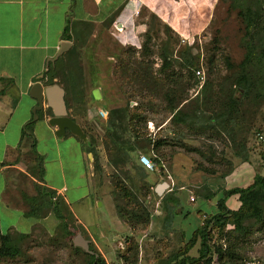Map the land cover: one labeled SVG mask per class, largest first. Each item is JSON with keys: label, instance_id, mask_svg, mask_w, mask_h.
I'll return each mask as SVG.
<instances>
[{"label": "rangeland", "instance_id": "rangeland-1", "mask_svg": "<svg viewBox=\"0 0 264 264\" xmlns=\"http://www.w3.org/2000/svg\"><path fill=\"white\" fill-rule=\"evenodd\" d=\"M260 1L264 9V0ZM229 3L227 0L217 2L209 12L207 27L198 35L188 37L175 34L155 16H145L142 10L135 11L133 27H124L120 33L108 29L106 23L74 22L68 32L69 48L47 68L42 78L44 87L56 84L63 89L65 108L70 110H66V113L73 117L85 134L87 149L94 150L99 169L95 171L92 165V184L111 197L112 181H123V172L128 173L129 181L124 183L125 186L130 190L129 183L135 185V189L130 191L152 218L146 227L135 226L133 230L123 222L136 245V264H156L158 260L177 253L188 242L195 227L200 225L202 216L217 211L216 204L221 195L216 197V194L223 193L226 187L228 190L233 183L241 182L237 181V177L243 170L261 174L260 153L264 151V141L258 140L257 136L264 140V100L258 105L244 103L239 108L238 116L242 120L237 118L240 124L234 128V134L227 124L225 129L215 126L211 130L206 129L204 124L207 117L220 110L218 98L222 97L225 87L241 70L239 64L245 53L242 43L247 38L240 18L245 4L241 0L236 1L234 6ZM131 30L132 34L129 33ZM163 57H166L165 65L161 60ZM196 71L200 72L201 80L195 75ZM206 83L211 85L210 90L215 97L212 98L211 107L202 99L206 93L203 90ZM5 86L0 84V88L4 89ZM92 89L100 94L101 100L96 102V97L92 96L89 104ZM5 98L10 97L5 95ZM100 107L106 111L104 119L94 114L96 108ZM45 109L41 111L48 116ZM118 110L125 112V118L115 131L119 133V141L125 144L123 147L131 151L127 153L124 164L113 167L109 160L115 159L114 147L106 132L108 120L119 125L116 116ZM180 112L186 116L193 112L196 115L182 123L171 122L172 116H179ZM130 117L133 121L129 123ZM39 128L36 129L35 150L42 153V165L49 169L56 165L49 157L52 144L43 139ZM157 141H161V144L153 150V143ZM63 144L58 145L61 148ZM238 147H244V150L239 153L241 149ZM140 154L154 159L152 170L142 171L145 175L142 178L132 169V165L137 166ZM243 158H246L245 162ZM90 159L92 161V156ZM71 160L62 154L63 170L69 167ZM28 162L26 156L19 159L16 165L19 171L8 173L7 191L18 197H5L4 200L23 211L27 209L26 201L38 195L37 185L23 176L27 172L33 176L30 170L32 165ZM223 180L224 188L221 187ZM162 183L168 189L160 196L156 195L154 189ZM203 184L211 186V191L215 193L205 204L196 197L203 193ZM242 185L246 186L247 181ZM167 193L178 204L168 203L175 206L176 215L171 228L164 230L161 228L163 212L160 199ZM189 198L193 201L190 202ZM7 211L5 213L0 207L1 234L6 231L12 234L13 230L19 233L30 231L18 243L19 257L2 260L0 264H83L80 253L72 250H82L73 244L76 235L89 240L88 245L105 264H123L121 256H129L125 252L129 246L127 234H120L118 238L121 249H109L113 254L110 260L102 249L99 248L101 253L97 251L90 239L74 224L73 218L64 222V228L53 218L39 225L35 220L36 225L30 226L31 220L23 217L20 210L14 212L11 208ZM88 221L92 222V219ZM244 226L249 234L239 241L238 253L243 260L264 259V226L260 227L252 220L245 221ZM215 236H211V240ZM221 241L225 243L223 238ZM197 249L196 243L187 255L196 258Z\"/></svg>", "mask_w": 264, "mask_h": 264}, {"label": "crops", "instance_id": "crops-1", "mask_svg": "<svg viewBox=\"0 0 264 264\" xmlns=\"http://www.w3.org/2000/svg\"><path fill=\"white\" fill-rule=\"evenodd\" d=\"M219 1L0 0V84L6 85L4 89L0 88L1 209L5 213H8L7 210L11 208L14 212L17 210H20L21 214L23 212L22 209L15 208L4 200H6L5 197L9 199L18 197L15 193L10 194L7 191L8 176H10L8 173L14 170L19 171L16 165L19 159L26 156L28 163L32 165L30 170L33 176L28 172L23 173V176L28 177L32 184L37 185V197L43 192L44 196L52 193L53 197L61 198L70 217L75 221L74 224L90 239L99 253L102 249L106 257L111 260L110 256L113 254L109 249L116 247L119 250L120 234H127L129 237L131 233L116 215L111 197L106 192L99 191L92 184V161L90 159L92 155L88 153L87 141H81L67 131L62 138H56L54 128L47 124L49 117L44 115V111H38L42 113L41 117L36 116V120H33L32 110L36 104L29 97V89L36 82L44 87L42 85L43 74L59 58L53 60L60 43L68 42L63 39L64 28L67 26L65 35L68 36L69 27L74 22H88L95 25L106 23L108 29H114L118 33L124 27L132 28L135 11L142 10L145 16H155L175 34L188 37L198 35L207 27L210 22L211 13L209 12ZM129 33L132 34V30ZM5 95H9L10 98H5ZM92 96L96 97V102L101 100L100 94L92 89L89 93V104L92 102ZM21 104L23 106L20 109ZM98 111L105 110L100 107L94 111L95 116L101 118ZM67 116L73 120L72 116L68 114ZM30 122L31 127L28 130L26 125ZM36 123H38L37 126ZM37 127H40L39 132H42L43 139L52 144L49 157L56 165L49 169L42 165V153L35 150ZM28 134L32 139L26 136ZM58 144H63L62 149ZM31 146H33V152H31ZM62 154L72 158L69 167H65L64 170ZM77 164L79 166L76 169ZM260 169L261 174L243 170L237 177V181L241 182H236V185L230 183L229 189L246 188L252 183L254 176H263V170L261 167ZM225 180L221 182L222 188L225 187ZM246 181L247 185H242ZM219 195L222 197L221 192L216 194V197H220ZM202 202L205 204V201ZM224 206L227 210H236L239 206L237 196L225 199ZM50 218L52 216L48 214L42 221H38L37 225ZM88 219H92V222ZM30 220V226L36 225L35 220ZM29 231L23 234H28Z\"/></svg>", "mask_w": 264, "mask_h": 264}, {"label": "trees", "instance_id": "trees-1", "mask_svg": "<svg viewBox=\"0 0 264 264\" xmlns=\"http://www.w3.org/2000/svg\"><path fill=\"white\" fill-rule=\"evenodd\" d=\"M228 1H230L229 4L231 6H234V3L238 0H227V2ZM241 1L244 2L245 8L240 13V18L244 24V34H246L247 38V40L242 43L245 53L243 60L239 64L241 70L238 69L240 71L234 75L236 77H234L229 85L225 87L224 93L222 92V97L218 98V108L220 110L216 111L214 115L207 117V120L204 122L205 128L208 130H211V128L215 126H220L224 129L228 126L232 134H234V128L240 124L237 122V118H239V108H241L244 103L258 105L264 100V51L262 50L264 46V9L260 0ZM66 31L67 26L63 31L64 40H68L69 38L65 35ZM161 60L165 65L166 57H163ZM188 67H190V63ZM44 76L45 74H43L42 78ZM48 85H50V83ZM210 86V84H205L203 90L206 91V93L202 96V99L207 101L211 107V103H213L212 98L215 99V97L210 90ZM46 113L48 116H51V112L48 108H46ZM194 115H196L195 112L189 114V116L181 114L180 112L179 116H172L171 122L182 123L183 120H187L188 117L190 119L194 117ZM36 116L41 117V112H37ZM116 116L118 117L119 125H114L111 119L108 120V128L106 132L107 138L110 139V142L114 147L115 159L109 160V162H111L110 165H114L113 167L117 164H124L127 161V153L131 151L130 148L123 147L125 144L122 141H119V133L115 131V129L121 127V121L125 118V112L123 110H118ZM241 120L240 117L239 121ZM132 121L133 119L130 117L129 123ZM225 124H227V126ZM26 126V129L28 128L29 130L31 122ZM186 126L189 127V124H186ZM26 136L32 139L30 134ZM134 137L136 138V136ZM117 140L119 141L118 143ZM149 143L150 142H148V144ZM237 143L240 146L239 141H237ZM160 144L161 141H157L154 142L153 147H151L155 150ZM239 148L241 149L239 153H241L242 150H244V147H238V149ZM139 149H144V147H139ZM31 152H33V146H31ZM88 153L92 155V165L96 171L99 169V164L94 150H88ZM239 153L238 155H240ZM150 159L151 161L154 160L152 158ZM260 160L262 162L261 168L263 170V176H254L252 183L246 188H230L225 190L216 204V213L207 215L200 222V225H198L191 233L188 242L181 250L166 259L158 260L156 264H197L206 255L213 253L217 255L218 259H223L227 262L240 263L243 261V258L238 253V243L243 239L242 237L244 235L249 234L248 229L244 226V222L252 220L254 223L259 224L260 227L264 226V151L260 153ZM242 161L245 162L246 158H243ZM136 163L137 166L132 165L135 174H139L140 178L145 177L143 172L147 171L140 166L138 160ZM127 175L128 173L123 172V181H112L113 190L110 195L114 210L118 218L122 222H126L131 230H133L135 226L144 228L152 218H150V215L147 213L143 205L138 203L135 194L130 191L132 188L135 189V185L129 183L131 186L130 190L125 186L124 183L129 181ZM201 187L202 192L205 193L197 194V199L205 202L209 201L215 195L214 191H211V186L209 187L206 184H203ZM168 193L160 199L163 212L161 228L164 230H169L171 228L176 215L175 206H169L168 203L173 205L178 204V201L173 198V196L168 195ZM230 196H237L239 203L238 208L234 211L227 210L224 206V200ZM26 202L27 209L23 211V216L36 220L37 222L43 220L48 214H50L52 218L58 222L61 228H64V222L71 218L63 200L59 197H53L52 193H47V196H44V193L41 192L38 197L30 198ZM212 230L215 231L216 242L211 245L210 241L212 235L210 232ZM13 232L14 233L12 234L9 232L0 234V261L7 259L14 260L20 255L18 243L22 239H25L28 234ZM131 238L132 237H127L129 246L126 247L125 251L129 256H121L123 264H136V245L131 241ZM221 238H223L225 242L224 250H221V246L217 244ZM196 243L198 244L197 257H189L187 253ZM72 250L76 254L80 253L83 258V264H105L100 255L94 253V250L90 245H88V252H83L77 248H73Z\"/></svg>", "mask_w": 264, "mask_h": 264}, {"label": "water", "instance_id": "water-1", "mask_svg": "<svg viewBox=\"0 0 264 264\" xmlns=\"http://www.w3.org/2000/svg\"><path fill=\"white\" fill-rule=\"evenodd\" d=\"M69 46L68 42L60 43L53 60L64 53ZM63 96L64 92L62 88L56 84L42 87L40 83H34L29 89V97L36 104L32 110V119L36 120V112L41 111L43 105H45V108L51 111V117L47 119V124L54 128V136L56 138H62L67 131L79 140L85 141V134L81 131L80 127L67 116ZM165 189H168L165 183L159 184L155 187L154 193L160 196ZM73 244L84 252H88V241L83 240L79 235L74 237Z\"/></svg>", "mask_w": 264, "mask_h": 264}, {"label": "built area", "instance_id": "built-area-1", "mask_svg": "<svg viewBox=\"0 0 264 264\" xmlns=\"http://www.w3.org/2000/svg\"><path fill=\"white\" fill-rule=\"evenodd\" d=\"M121 31L119 30L118 33H120ZM195 75L197 76V78L201 80V74L199 71L195 72ZM98 115L99 117H101L102 119H104L106 117V112L105 111H98ZM257 139L260 141H264L260 136H257ZM138 163L140 164V166H142L146 171L150 172L152 170V161L150 158H148L146 155H138L137 157ZM189 201L192 202L193 199L189 198ZM205 217L202 216V219H204ZM215 231L212 230L211 231V235L214 237L215 235ZM216 238V236H215ZM210 241V244L212 245L213 243H215L214 239ZM217 244H220L221 249L223 248L224 250V243L223 241L221 242H217ZM216 244V245H217ZM121 247V245H119ZM119 247V249H121ZM197 264H264V259L261 258H248L245 259L243 261H241L240 263H231V262H227L225 260H220L218 259L217 255L215 253L213 254H208L206 255L204 258H202Z\"/></svg>", "mask_w": 264, "mask_h": 264}]
</instances>
